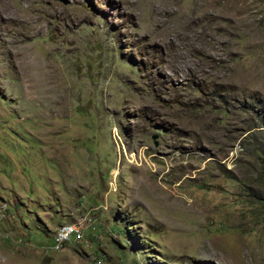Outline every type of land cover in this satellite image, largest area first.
<instances>
[{
	"label": "rangeland",
	"instance_id": "1",
	"mask_svg": "<svg viewBox=\"0 0 264 264\" xmlns=\"http://www.w3.org/2000/svg\"><path fill=\"white\" fill-rule=\"evenodd\" d=\"M0 264H264V0H0Z\"/></svg>",
	"mask_w": 264,
	"mask_h": 264
},
{
	"label": "built area",
	"instance_id": "2",
	"mask_svg": "<svg viewBox=\"0 0 264 264\" xmlns=\"http://www.w3.org/2000/svg\"><path fill=\"white\" fill-rule=\"evenodd\" d=\"M81 226H75L71 231H63V238L61 241H52V246L55 249H58L60 245L65 242H68L70 239H79L81 237Z\"/></svg>",
	"mask_w": 264,
	"mask_h": 264
},
{
	"label": "bare ground",
	"instance_id": "3",
	"mask_svg": "<svg viewBox=\"0 0 264 264\" xmlns=\"http://www.w3.org/2000/svg\"><path fill=\"white\" fill-rule=\"evenodd\" d=\"M78 226V225H77ZM75 227V225L73 224H67L64 225L60 231L57 233L56 237H55V241H61L63 238V231H71L73 228ZM53 241V240H52Z\"/></svg>",
	"mask_w": 264,
	"mask_h": 264
}]
</instances>
